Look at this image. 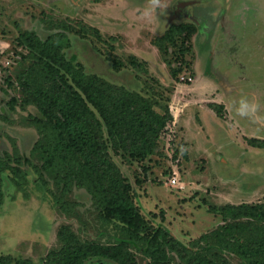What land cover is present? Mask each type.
I'll return each mask as SVG.
<instances>
[{
	"label": "rangeland",
	"instance_id": "rangeland-1",
	"mask_svg": "<svg viewBox=\"0 0 264 264\" xmlns=\"http://www.w3.org/2000/svg\"><path fill=\"white\" fill-rule=\"evenodd\" d=\"M26 32L43 41L62 34L67 59L76 56L86 73L170 109L156 154L113 158L151 228L190 245L223 224L210 206L264 203V148L250 145L264 141V0H0V255L45 264L63 227L83 242L129 240L69 183L76 162L52 159L44 116L23 103L21 81L37 78L17 41ZM216 98L224 109L212 115L206 107ZM126 249L135 264H149L142 241Z\"/></svg>",
	"mask_w": 264,
	"mask_h": 264
},
{
	"label": "trees",
	"instance_id": "trees-1",
	"mask_svg": "<svg viewBox=\"0 0 264 264\" xmlns=\"http://www.w3.org/2000/svg\"><path fill=\"white\" fill-rule=\"evenodd\" d=\"M170 35L171 30L167 37ZM63 39L62 34H54L43 41L28 32L18 38V44L29 51L35 66L32 74L37 77L21 81L23 103L37 105L44 116L45 129L54 138L52 159L76 162L68 174L69 183L86 189L97 201L102 219L119 223L129 240L114 245L83 242L73 230L63 227L59 234L62 245L47 255L45 264H86L93 259L135 264L127 254L130 241L145 244L149 264H173V255L182 264H232L227 255L244 264H264V203L210 206L211 213L222 216L223 224L190 245L162 226L148 225L113 158L144 160L156 154L173 115L169 108L156 110L139 92L86 73L76 56L67 59ZM157 46L165 53L163 46ZM250 145L264 148V141L250 139ZM0 264L20 263L12 255H0Z\"/></svg>",
	"mask_w": 264,
	"mask_h": 264
},
{
	"label": "crops",
	"instance_id": "crops-1",
	"mask_svg": "<svg viewBox=\"0 0 264 264\" xmlns=\"http://www.w3.org/2000/svg\"><path fill=\"white\" fill-rule=\"evenodd\" d=\"M209 69H210V68L208 67V68H207V73H210V74L212 73L213 76H214L215 73L212 72V71H210ZM207 84H208V87H209V88L215 87V86H214V84H215L214 82H208ZM212 84H213V85H212ZM224 104H225L224 101L220 100L219 98H216L215 100L212 101V104H211V105L223 106ZM206 108H207V110H209V112L213 115L214 110H213L212 108H210L209 106H207Z\"/></svg>",
	"mask_w": 264,
	"mask_h": 264
},
{
	"label": "built area",
	"instance_id": "built-area-1",
	"mask_svg": "<svg viewBox=\"0 0 264 264\" xmlns=\"http://www.w3.org/2000/svg\"><path fill=\"white\" fill-rule=\"evenodd\" d=\"M179 181H178V178L175 176V177H172L171 179H170V183L172 184V185H176L177 183H178Z\"/></svg>",
	"mask_w": 264,
	"mask_h": 264
}]
</instances>
